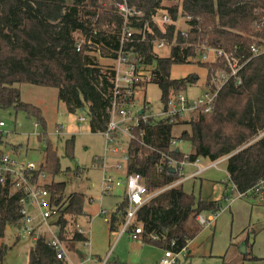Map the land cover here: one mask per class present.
I'll list each match as a JSON object with an SVG mask.
<instances>
[{"label": "trees", "instance_id": "obj_1", "mask_svg": "<svg viewBox=\"0 0 264 264\" xmlns=\"http://www.w3.org/2000/svg\"><path fill=\"white\" fill-rule=\"evenodd\" d=\"M119 2L0 0V113L12 109L42 127L37 140L45 143L43 162L28 176L37 181L39 174L44 173L50 179L40 180V185L50 193L52 205L59 212L56 222L59 240L72 245L85 240L76 231H69V227L76 226L78 218L83 217L86 198L81 193L65 196V182L54 181L63 171L57 151L48 138L46 122L40 108L21 101L16 85L56 89L58 101L65 105L68 113L87 111L91 133L105 131L110 119L114 73L111 66L103 67L96 61L92 56L96 51L88 49V41L98 47L101 58L115 57L112 52L118 48L117 33L122 25L116 7ZM161 2L127 0L130 7L143 13L142 21L133 25L142 28L148 24L150 28L143 41L132 46L141 64L151 70L148 84L160 89L161 104L166 105L172 93L185 92L197 82L194 74L182 79L170 77L174 65L188 64L194 58L196 45L222 50L236 61V66H241L236 76L230 77L218 90L211 111L196 112L190 133L183 132L179 137L182 143L190 144L188 155L170 146L172 129L182 122L180 119L172 124L168 120H140L132 128L126 174H139L148 194L158 192L137 213L142 242L178 253L201 232L196 216L217 215L221 204L185 193L177 184L180 176L170 171L162 155L188 163L198 159L214 163L228 157L226 171L234 191L241 196L261 197L264 205V0H182L183 11L191 18L186 39L180 32L175 34L173 25L161 30L151 22L156 12L163 9L174 21L177 19V7L168 9L162 7ZM76 35L82 38L79 51ZM175 35L176 45L168 57L157 58L151 54L155 41L171 42ZM252 47L257 50L256 54L251 52ZM200 66L208 71L206 87L215 91L210 79H215L218 70H227V61L222 58L200 63ZM142 94L144 104L145 91ZM1 154L4 152L0 150ZM64 156L69 160L74 158V137L65 140ZM23 196V192L0 184V239L6 227L20 224L19 201ZM122 208L120 204L116 213L110 215L111 233L121 221ZM249 239L252 236H247L246 247ZM7 252L8 247L0 244V264ZM243 260L262 261L252 257L247 249ZM28 264L67 262L58 260L55 252L39 238L29 250Z\"/></svg>", "mask_w": 264, "mask_h": 264}, {"label": "rangeland", "instance_id": "obj_2", "mask_svg": "<svg viewBox=\"0 0 264 264\" xmlns=\"http://www.w3.org/2000/svg\"><path fill=\"white\" fill-rule=\"evenodd\" d=\"M161 5L168 9L177 7V19L174 22L175 34L185 32L188 35L190 28L187 23L191 18L183 11L182 0H162ZM163 11L169 17L171 16L168 11L164 9ZM157 26L161 30L167 27L161 26L159 23ZM75 37L78 42L82 41L79 35ZM174 39L176 40V35L173 37ZM92 56L103 67L112 64V61L101 58L98 53H92ZM160 56H168V50L161 52ZM208 59L211 60V57ZM199 60L200 58L196 56L188 64L174 65L170 70L172 79H182L190 74L198 77L197 82L183 93L188 101L202 98L205 93L210 91L209 87L207 88L205 85L208 81V71L205 67L200 66L202 62ZM232 66L234 65L227 63V70L225 71L229 72H219L218 70V73H215V79L211 77L210 84L219 87L234 71ZM144 85L146 86L136 94L131 110L137 111L142 107L143 96L140 93L145 91L146 99L150 103L148 113L153 116L155 121H158V113L162 109L160 89L155 84L145 83ZM16 87L20 90L21 101L40 108L46 122L48 138L57 151L63 171V174L57 176L54 181L65 182V196L81 193L86 198L85 214L78 218L77 225L86 233L85 237L90 245L83 247V243L77 242L72 245L63 242L69 260L66 259L67 264L76 263L88 253L101 257L103 264L104 262L106 264H155L161 254L164 253L163 250L143 244L142 238L140 241L134 242L126 234L117 241L115 234L107 229L105 221L110 220V211L114 210L118 202H121L122 194L118 192L121 189L113 193L115 196H103L100 193L102 172L94 166L97 163L93 159L104 157L105 140L100 133L90 132L87 111L82 109L68 113L65 105L58 101L56 89L28 84H20ZM196 116L195 112L186 114L182 122L172 129V137L177 139L183 132L190 133L192 120L196 119ZM0 121L5 124V127L1 129L2 144L0 150L7 152L14 158H23L38 167L43 162L45 150L44 141L37 140V136L43 132L42 127L38 126L34 120L27 119L22 113L16 114L12 109L1 112ZM129 124L131 122L125 121L123 126ZM3 134L6 136L4 137ZM71 137H74V158L69 160L64 156V142ZM117 140L120 145L119 154L108 153L107 160L110 163L120 161L121 151L125 150L130 142V138L121 132H118ZM178 149L187 155L191 151L190 144L185 142L178 144ZM210 164V161L200 159L197 167L185 165L180 174L186 177L198 171L200 167ZM109 168L106 171L111 172L110 170L114 167ZM118 174L115 171L114 175ZM46 179L50 180L47 177ZM183 182L181 187L185 193L193 194L196 198L200 197L204 200H218L221 204V210L217 214L215 223L213 221L210 225H200L201 232L191 242L189 241L190 249L188 248L189 242L187 244L190 251L179 256L177 264H264L263 260L244 261L239 250L249 233L253 243L250 244L251 239H249L247 251L252 257L264 258V206H252L244 198L237 197L227 177L226 165L221 162L215 167L207 168L194 179ZM156 193L158 192L149 194L150 198L154 197ZM223 193L227 194L228 199H225ZM252 194L255 195V192ZM90 198H92L91 201ZM101 206L108 211H100ZM98 211L100 217L96 216ZM88 213L92 215L90 228L88 222L90 223L91 216L87 218ZM208 215L209 213H204L205 217ZM87 220L89 221L87 222ZM53 226L54 222L51 221V230L57 234V229ZM69 231H76V226L69 227ZM50 236L47 232L46 238H50ZM34 237L35 234L29 237L19 236L15 226L6 227L4 237L0 239V244L8 247L2 264H27L26 252L33 246ZM69 251L73 253L69 254Z\"/></svg>", "mask_w": 264, "mask_h": 264}, {"label": "built area", "instance_id": "obj_3", "mask_svg": "<svg viewBox=\"0 0 264 264\" xmlns=\"http://www.w3.org/2000/svg\"><path fill=\"white\" fill-rule=\"evenodd\" d=\"M116 7L117 14L122 19V25L117 33L118 48L112 52L115 55L114 58H106L112 61L111 69L114 73L111 81L110 119L106 130L100 133L105 140L104 157H96L93 161L100 166L102 172L100 181L101 195L110 196L113 195L116 190L121 189L118 192L122 194V200L116 204L115 209L110 213L115 214L118 206L123 204L122 211L119 212L121 221L114 232L116 240L126 234L130 240L138 242L142 237V226L137 221V213L150 199V195L147 193L144 181L139 174H126V164L128 161L127 148L121 151L122 156L120 161H114V163L109 164L110 161L107 160V155L108 153L119 154L120 145L117 140L118 132L124 133L131 140L133 139V134H130V131H132L133 127L138 125L140 120L145 122L147 119H153V116L148 113L150 103H148L147 99L140 109L137 111L131 110L134 106L136 94L144 88L142 85L151 80L152 74L149 68L141 64L140 59L137 58V54L133 52L134 48L132 45L135 42L143 41L146 31L150 33V28L148 24L144 25L142 28L133 25V23L137 24L142 21L143 13L134 7H130L127 4V0H120ZM163 12L165 11L158 10L151 19V22L156 26L158 23L161 24V26H174L175 21L172 17H169L167 13ZM180 36L185 39L188 37L185 32L180 33ZM81 43L82 41L76 45L77 51L80 50ZM175 45V39L171 42H167L166 40L155 41L152 46L151 54L157 58H166ZM88 49L93 52L95 50L99 53L98 47L91 44L90 41H88ZM195 49L196 52L194 57L197 56L200 58L199 62L211 63L215 62L217 59L224 58L227 63L234 65L232 66L234 71L219 87H216L215 91H208L202 98L188 101L183 94L184 92L172 93L168 98L167 104H161L162 109L158 113L159 118L157 120H168L169 123L172 124L179 119L183 120L188 113H196L199 111L202 113H209L218 90L230 77L234 78L237 71L241 68V66H236V61L232 58L229 59L222 50L206 47L204 45H196ZM165 50H168V56L161 57L160 53H163ZM251 52L256 54L257 50L252 47ZM208 57H211V60L208 59ZM209 94L212 95L209 96ZM125 121H129L131 124L123 126ZM4 126L5 124L0 121V134ZM179 142V140L173 138L170 141V146L175 149V146L178 145ZM3 152L4 154L0 155V184H7L12 191L23 192L24 194L19 201L21 206V221L19 225L15 226L19 236L29 237L35 234L34 240L41 238L55 252L58 260L66 261V248L63 242L58 238V228L56 225L59 212L52 205L50 193L40 185V180L46 178L45 174L40 173L38 180L32 181L28 175L31 176V174L36 171V166L28 161L20 163L5 151ZM162 156L166 161L167 167L170 169L173 168L175 173L179 176L183 166L188 163L185 161H177L169 156ZM185 159H187V157H185ZM213 166H215V164H213ZM109 167H114L113 173L106 171ZM115 171L119 174L114 175ZM216 216V214H209L205 217L204 213H201L196 216L195 220L202 226L210 225L215 221ZM51 221L54 222L53 227L57 229V234L51 230ZM47 232L51 235L50 238H46ZM76 232L85 238L83 242H80L83 243V247H88L90 244L85 237L86 233L79 228L78 225H76ZM173 244L174 243L171 242V246H173ZM185 252L186 248L178 253L169 250L164 251L163 256L155 264H177L178 257L184 255ZM105 263L106 262H104V264ZM78 264H86V262L81 261Z\"/></svg>", "mask_w": 264, "mask_h": 264}, {"label": "crops", "instance_id": "obj_4", "mask_svg": "<svg viewBox=\"0 0 264 264\" xmlns=\"http://www.w3.org/2000/svg\"><path fill=\"white\" fill-rule=\"evenodd\" d=\"M5 127V126H4ZM3 136L5 137L6 136V134H3ZM177 139H179V138H177ZM176 149L177 150H179L178 149V145L176 146ZM180 151V150H179ZM7 153V152H6ZM12 157V156H11ZM14 158V157H13ZM18 162H20V163H25V162H27L26 160H24L23 158H19V157H16L15 158ZM226 160H227V158H223V159H220V160H218V161H216V162H214V163H211L210 165H208V166H202V167H200L199 168V170L198 171H196V172H194V173H192V174H190V175H188V176H186V177H184V176H182L181 174H180V182L178 181V183L177 184H180V185H182L184 182L183 181H186V180H190V179H194L195 177H197V176H199L201 173H203L205 170H207V168H210V167H215V166H217L219 163H224L225 165H226ZM29 162V161H28ZM199 162H200V159H198V161L197 162H194V163H186L185 165H189V166H192V167H197L198 166V164H199ZM109 164H111V163H109ZM213 164H215V166H213ZM93 165H94V163H93ZM184 165V166H185ZM95 167H97L99 170H100V166L98 167L97 165H94ZM101 171V170H100ZM111 171V173H113L114 171H113V169H111L110 170ZM226 173H227V171H226ZM227 177H228V175H227ZM229 179V178H228ZM181 180H182V182H181ZM232 185V184H231ZM226 186V185H225ZM233 186V185H232ZM233 189H234V187H233ZM236 193V192H235ZM237 194V193H236ZM223 196L225 197V199H228V196H227V194H225V193H223ZM237 197L238 198H244L245 200H247L248 201V203L249 204H252V206H264L263 204H262V199H261V197H256V198H253V197H251L250 195H246V196H239L238 194H237ZM92 200V198H90V201ZM213 201H218V200H213ZM115 209V208H114ZM100 211L101 210H104V211H108L107 209H105L104 207H100V209H99ZM84 212H85V210H84ZM113 212V210L112 211H110V213H112ZM85 214V213H84ZM111 215V214H110ZM89 216H91V221H90V223L88 222L89 220H87V222H88V227L90 228V225H91V222H92V215L90 214V213H88V216H86L87 218H89ZM97 217H100L99 216V211H98V214L96 215ZM217 217V216H216ZM85 218V217H84ZM105 220V219H104ZM216 221V220H215ZM215 221H214V223H215ZM79 222V221H78ZM106 222V224H107V229H109V224H108V222H109V220H107V221H105ZM213 223V224H214ZM246 229H248V228H246ZM246 229H245V231H246ZM250 236L251 237V234H247V236ZM244 241V240H243ZM191 242V241H190ZM190 242H189V245H188V248L190 249ZM34 245V244H33ZM31 247H33V246H31ZM30 247V248H31ZM30 248L27 250V252H26V259H27V264H28V254H29V250H30ZM188 248L186 247V252L188 253V251H190V250H188ZM71 253H73V252H70L69 251V254H71ZM191 254V253H190ZM163 256V254H161V256L157 259V261L161 258ZM83 258H81L80 260H78V261H76V263H74V264H78L79 262H81V261H85L86 262V264H99V263H101V264H103V260L101 259V257H98V256H95V255H92V254H90V253H88V255L86 256H82ZM66 259H67V261H69L68 260V257H67V252H66ZM261 260H263L262 262L264 263V258H262ZM156 261V262H157ZM155 262V263H156ZM244 262V261H243ZM70 263V262H69Z\"/></svg>", "mask_w": 264, "mask_h": 264}, {"label": "water", "instance_id": "obj_5", "mask_svg": "<svg viewBox=\"0 0 264 264\" xmlns=\"http://www.w3.org/2000/svg\"><path fill=\"white\" fill-rule=\"evenodd\" d=\"M170 171H171L172 173H175V170H174L173 168L170 169ZM252 243H253V241H252V239H251L250 244H252ZM239 250H240V252H241L242 255H245V254H246V245H245V243H242V244L240 245Z\"/></svg>", "mask_w": 264, "mask_h": 264}, {"label": "bare ground", "instance_id": "obj_6", "mask_svg": "<svg viewBox=\"0 0 264 264\" xmlns=\"http://www.w3.org/2000/svg\"><path fill=\"white\" fill-rule=\"evenodd\" d=\"M177 140H179V141H180V139H177ZM180 143H182V142L180 141V142H179V144H180Z\"/></svg>", "mask_w": 264, "mask_h": 264}]
</instances>
